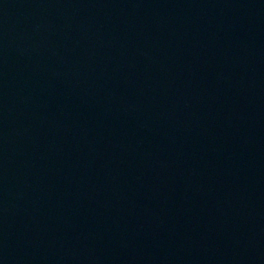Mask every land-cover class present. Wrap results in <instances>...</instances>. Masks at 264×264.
<instances>
[{"label":"water","instance_id":"water-1","mask_svg":"<svg viewBox=\"0 0 264 264\" xmlns=\"http://www.w3.org/2000/svg\"><path fill=\"white\" fill-rule=\"evenodd\" d=\"M0 264H264V0H0Z\"/></svg>","mask_w":264,"mask_h":264}]
</instances>
